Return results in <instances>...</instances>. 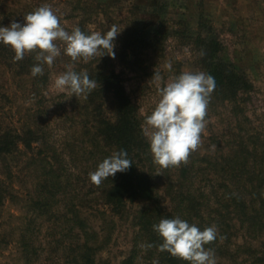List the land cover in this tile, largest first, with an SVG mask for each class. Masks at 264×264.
<instances>
[{
  "label": "rangeland",
  "instance_id": "1",
  "mask_svg": "<svg viewBox=\"0 0 264 264\" xmlns=\"http://www.w3.org/2000/svg\"><path fill=\"white\" fill-rule=\"evenodd\" d=\"M85 2L90 9L84 6ZM43 5L52 8L67 31L82 22L90 33H104L111 25L122 31L114 40L115 58L102 49L91 58L73 61L57 41L61 55L51 67L46 65V79L41 84L36 76L16 75L13 69L0 64V131L22 132L30 128L34 137L40 138L38 142L32 141L30 149L19 145L16 154L0 160V176L10 194L0 214V264H27L22 239L40 247L41 260L47 258L50 264H64V248L77 240L78 230L68 222L70 216L66 214L72 204L83 205L81 217L89 237L97 240L100 247L96 256L100 263L121 264L134 249L137 235L134 216L148 207L146 203L134 202L121 215L114 216L103 206L99 192L92 188L95 186L89 173L101 159L112 154V149L102 142L95 143L93 131L84 127L85 98L55 86L57 75L67 70L66 65H74L73 70L89 64L100 65L106 71L121 72L125 91L136 107L148 145L146 151L152 157L143 125L159 100L158 87L166 86L172 77L183 72H204L202 41L214 40L218 44V57L237 67L250 88L233 99L217 91L211 93L201 143L186 162L162 168L152 157L160 205L171 209L165 189L170 182H176L182 165L190 169V191L200 189L204 195L205 200L201 199L204 218L207 211L218 206L215 199L222 190L219 168L226 166L222 158L244 155L252 161L251 155H255L263 161L252 167L264 166V0H0V18L11 15L7 23H23L27 13ZM135 22L144 31V39L153 41L131 55L129 60L136 66L130 70L118 63L117 50L124 29ZM169 61L171 71L164 68ZM155 71L162 76L159 82L151 79ZM33 85H37V92H32ZM103 99H107L104 115L110 117L108 96L103 94L97 103ZM45 156L55 174L62 176L61 188L55 194L57 205L52 212L37 216L31 200L38 195L40 181L53 177L43 175L45 165L40 159ZM217 215L211 219V226L220 224ZM232 226L229 257L217 256V264H242L250 253L260 249V238L248 237L237 220L232 221ZM72 227L74 232L70 230ZM136 252L134 264H145L142 247Z\"/></svg>",
  "mask_w": 264,
  "mask_h": 264
},
{
  "label": "trees",
  "instance_id": "2",
  "mask_svg": "<svg viewBox=\"0 0 264 264\" xmlns=\"http://www.w3.org/2000/svg\"><path fill=\"white\" fill-rule=\"evenodd\" d=\"M84 6H88L90 9L88 3L85 2ZM10 17L11 15L2 16L0 26H8L7 19ZM83 23H79V28L83 32L91 34L90 31H86ZM199 27L201 28V24ZM152 41L151 39H144V31L137 27L136 22L131 23L124 29L120 38L117 50L118 63L122 67L131 70V67L136 66V63L129 60L131 55L140 49L142 45ZM202 44L205 51L202 53L201 65L205 73L214 77L216 82L214 91L226 94L233 99L239 92L247 91L250 88L247 78L237 67L218 57V44L214 40L207 38L202 41ZM28 54L29 56L25 54L26 57L24 56L22 60L16 61L14 60V51L9 46L0 44V64L13 69L16 75H32L31 67L37 61L34 59L35 52ZM80 69L74 71L87 70L90 78L96 81V87L84 99L86 104L83 108L85 111L83 116L86 118L84 127L89 131H93L95 143L98 145L101 142L104 143L106 147L112 149L111 153L125 150L132 161V166L125 172L116 173L114 177L108 178L100 185L93 184L95 187H91L99 192V198L103 206L107 207L109 213L114 216L121 215L128 204L134 202H142L148 205V207L146 206L137 211L134 216V226L137 228V235L133 242L134 249L121 264H134L137 256L136 249L139 246L146 253V257H143L145 264H188V262L160 250L161 240L157 233L153 231L152 225L158 223L162 218L180 217L190 224H196L197 227L203 230L211 226V219L215 214H218L216 218L220 219V224H214L217 228V238L205 244L204 247L212 249L216 257H229L227 247L231 242L232 221L237 220L239 228L244 229L248 237L262 240L260 249L250 253L248 259L244 260L242 264H264V166L252 167L260 164L263 158L258 159L257 156L251 155V161L246 156L244 158L243 155L238 158L221 159L222 163L226 164L221 169L219 168L222 182L220 188L222 190L220 194L216 195L215 200L218 206L213 207L211 212L207 211L208 218L203 217L202 208L204 203L201 202V199L204 198V195L200 189H196L194 193L190 191V169L182 165L178 171L176 182H170L165 189L171 203V209H163L160 205L157 185L151 169L152 157L146 151L148 145L142 135L136 107L125 91L121 72H116L115 69L106 71L100 65L91 67L90 64ZM36 77L38 78V84L44 82L46 79V65L44 66L43 75ZM37 85L32 86V92H37ZM103 94L108 96L110 117L104 115V103L107 99L97 103L100 102L99 99ZM34 136V131L30 128L22 132L0 131V160L16 154L19 151V145L26 150L30 149L33 140H35L33 142L40 140V138ZM40 160L45 165L42 169L43 175H53V177L50 180L40 181L36 189L38 195L36 199L31 200L33 206L39 212L36 211L37 216L51 213L57 205L54 204L55 194L61 188L62 178V176L55 174L54 168L47 160V156L42 157ZM46 171L47 173H45ZM6 186L0 176V214L4 201L10 196ZM82 208L83 205L75 204L67 208L66 214L70 216L68 222L78 232L76 242L69 243L64 248L62 261L64 264H101L96 258L100 247L96 245L97 240L88 235L89 231L86 230V224L81 217ZM73 227L70 229L72 232H74ZM22 241V248L27 256V264H50L47 258L40 259V247L36 248L29 245L25 239H22ZM149 244L152 245L150 248L145 247ZM56 250L54 252H58Z\"/></svg>",
  "mask_w": 264,
  "mask_h": 264
},
{
  "label": "clouds",
  "instance_id": "3",
  "mask_svg": "<svg viewBox=\"0 0 264 264\" xmlns=\"http://www.w3.org/2000/svg\"><path fill=\"white\" fill-rule=\"evenodd\" d=\"M121 31L117 25H111L104 33L87 34L79 26L67 31L52 8L43 5L27 13L23 23L0 26V44L14 51L16 61L22 60L26 53L35 52L37 63L31 67V74L35 77L43 75L44 66L51 67L61 55L57 41L63 44V53L73 61L80 57L91 58L102 49L110 53L107 56L115 58L114 40ZM66 68L57 75L55 86L86 99L96 87V81L90 78L87 70L74 71L72 64ZM164 68L171 71L172 63L167 62ZM151 79L159 82L162 76L155 71ZM215 87L214 77L203 71L183 72L172 77L166 86L158 87L159 100L151 114L146 116L143 127L148 136L149 151L159 166L168 168L186 162L190 153L199 147L201 133L206 127L207 106ZM130 166L132 161L127 151H114L89 173V179L98 186ZM152 228L161 240V251L188 264H217L214 251L204 247L217 238L215 225L201 230L196 224L175 217L162 218Z\"/></svg>",
  "mask_w": 264,
  "mask_h": 264
}]
</instances>
